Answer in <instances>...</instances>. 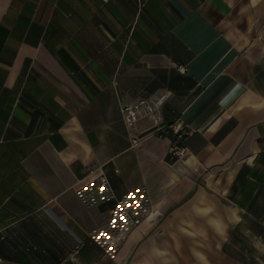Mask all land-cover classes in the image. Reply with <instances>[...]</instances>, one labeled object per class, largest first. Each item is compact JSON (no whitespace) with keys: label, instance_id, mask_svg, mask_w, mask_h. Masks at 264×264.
Instances as JSON below:
<instances>
[{"label":"crops","instance_id":"crops-1","mask_svg":"<svg viewBox=\"0 0 264 264\" xmlns=\"http://www.w3.org/2000/svg\"><path fill=\"white\" fill-rule=\"evenodd\" d=\"M0 264H264V0H0Z\"/></svg>","mask_w":264,"mask_h":264},{"label":"built area","instance_id":"built-area-1","mask_svg":"<svg viewBox=\"0 0 264 264\" xmlns=\"http://www.w3.org/2000/svg\"><path fill=\"white\" fill-rule=\"evenodd\" d=\"M162 104V95L160 93L154 94L150 97L149 100L141 99L133 104L122 107L121 111L124 115V122L127 126H132L138 117L143 114L150 119H152L154 125H158L160 123L159 117V106ZM162 133L171 132L175 135V141L172 142L169 153L174 157L182 158L186 154V150L183 146H179L177 144L178 141L187 136L188 132L181 128L178 124L173 123L171 125H167L162 129ZM131 144L133 146L138 144V140L133 138L131 139ZM97 168V165L94 162H91L86 165L85 170L88 173L94 172ZM77 248V247H76Z\"/></svg>","mask_w":264,"mask_h":264},{"label":"trees","instance_id":"trees-1","mask_svg":"<svg viewBox=\"0 0 264 264\" xmlns=\"http://www.w3.org/2000/svg\"><path fill=\"white\" fill-rule=\"evenodd\" d=\"M164 134L170 136L172 142L175 141V135L172 134L171 132H167V133H164ZM185 137H186V136H185ZM185 137H184L183 139H181L180 141L177 142V144H178L179 146H184V140H185Z\"/></svg>","mask_w":264,"mask_h":264},{"label":"snow or ice","instance_id":"snow-or-ice-1","mask_svg":"<svg viewBox=\"0 0 264 264\" xmlns=\"http://www.w3.org/2000/svg\"><path fill=\"white\" fill-rule=\"evenodd\" d=\"M119 207V206H118ZM128 207H138V205H135V206H133V205H129ZM121 211H123V208H121ZM122 219H123V217H122ZM112 226L113 227H116V221L115 220H113V222H112ZM101 235L102 236H106V233H101Z\"/></svg>","mask_w":264,"mask_h":264}]
</instances>
